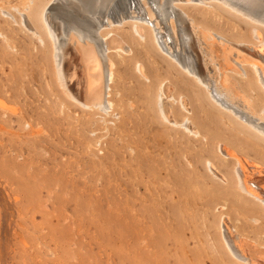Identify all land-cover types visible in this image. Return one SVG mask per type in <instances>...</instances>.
Masks as SVG:
<instances>
[{
	"label": "bare ground",
	"instance_id": "obj_1",
	"mask_svg": "<svg viewBox=\"0 0 264 264\" xmlns=\"http://www.w3.org/2000/svg\"><path fill=\"white\" fill-rule=\"evenodd\" d=\"M172 128L195 143L175 157L191 176L167 193L168 264H264V0H0V135L83 159L0 167L150 175ZM154 248L127 241L121 264H162Z\"/></svg>",
	"mask_w": 264,
	"mask_h": 264
},
{
	"label": "rangeland",
	"instance_id": "obj_2",
	"mask_svg": "<svg viewBox=\"0 0 264 264\" xmlns=\"http://www.w3.org/2000/svg\"><path fill=\"white\" fill-rule=\"evenodd\" d=\"M171 134L170 166L150 175L118 168L0 167V264H121L127 241L141 255L154 243L156 262L168 264L165 245L170 242L160 234L167 219V193L191 176L175 157L183 145L195 143L182 130L172 128ZM0 139L2 160H31L36 165L83 161L68 140L43 141L37 150L22 137ZM130 256L123 257L122 264H148L134 261L132 252Z\"/></svg>",
	"mask_w": 264,
	"mask_h": 264
}]
</instances>
